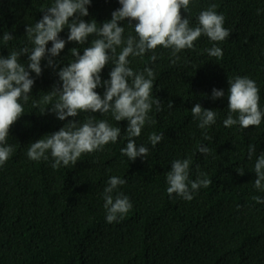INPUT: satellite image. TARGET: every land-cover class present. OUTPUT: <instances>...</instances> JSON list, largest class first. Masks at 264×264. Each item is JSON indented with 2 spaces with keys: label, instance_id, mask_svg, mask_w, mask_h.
<instances>
[{
  "label": "trees",
  "instance_id": "16d2710c",
  "mask_svg": "<svg viewBox=\"0 0 264 264\" xmlns=\"http://www.w3.org/2000/svg\"><path fill=\"white\" fill-rule=\"evenodd\" d=\"M52 3L0 0V38L5 31L14 37L7 44L0 39V55L7 57L12 50L31 47L25 28L40 20L41 10ZM213 3L230 31L228 38L216 42L223 50L222 59L208 55L205 49L214 42L203 35L193 48L178 53L175 64L170 50L159 46L155 62L149 60L151 51L143 58H128L133 70L146 66L154 70L152 96L162 104L159 112L153 105L149 116L154 123H146L135 138L137 145L149 148L146 158L133 161L121 155L127 143V120L117 122L111 113L81 112L68 119L107 120L121 128L117 142L82 154L75 165L67 167L53 169L50 154L47 161H32L26 154L29 144L59 130L67 120L57 119L51 111L40 114L31 107V99L24 105L25 113L8 137L15 151L0 167V264H264V203L253 200L254 196L264 199V191L254 187V163L264 152V119L258 127L223 125L228 114V79L234 76L256 82L264 111V0H190L181 14L195 27L199 13ZM119 7L118 0H92L89 15L82 19L102 24ZM120 24L125 37L135 35L127 20ZM68 32L65 27L60 38L67 41ZM94 38L90 36L84 45L67 42L54 58L56 69L47 66V57L43 59L42 74L31 73L35 80L32 99L39 100L60 83L57 72L72 59V48L82 55ZM20 60L26 65L27 55ZM112 67L111 62L105 66L102 80L110 79ZM213 88L223 90L225 96L213 100ZM95 91L103 96L104 88ZM196 103L217 113L216 123L206 130L198 127L191 114ZM205 131L210 140L204 139ZM152 132L164 137L155 147L148 141ZM249 144L256 145L252 159L248 158ZM200 145L212 150L207 157L198 151ZM186 158L192 160L191 180L199 170L212 181L193 193L191 201L167 193L171 162ZM113 175L127 181L117 191L127 195L133 207L119 222L107 223L102 193Z\"/></svg>",
  "mask_w": 264,
  "mask_h": 264
},
{
  "label": "clouds",
  "instance_id": "9594fccd",
  "mask_svg": "<svg viewBox=\"0 0 264 264\" xmlns=\"http://www.w3.org/2000/svg\"><path fill=\"white\" fill-rule=\"evenodd\" d=\"M120 7L111 13V19L97 24L95 19L86 22L83 17L89 15L88 6L92 0H53L51 6L42 9L43 16L34 24H28L25 35L31 47L24 46L9 52L7 57L0 55V167H2L15 151L8 143L11 127L25 113L24 105L31 99V107L40 114L51 111L61 121L67 123L59 130L44 135L27 148V157L32 161H47L49 154L53 160L51 167L75 165L82 154L102 151L108 143L117 142L121 128L113 126L107 120H96L87 117L83 122L69 120L81 112L111 113L117 121L127 120L125 130L127 143L121 148V155L129 160L137 157L146 158L149 148L137 145L135 138L141 135L146 123H154L149 116L156 106L162 108L159 98L153 99L152 90L155 72L150 67L142 71L130 67L129 57H141L151 51V62L157 60V47L170 50L172 64L179 59L178 53L194 47V42L202 35L206 36L213 46L205 49L210 57L222 59L223 50L216 46L230 36L224 25L223 14H218V5L210 4L197 17L195 27L190 26L189 18L181 14L186 11L190 0H118ZM259 14V10H258ZM128 21L135 35L125 37V27L120 22ZM69 29L67 41L60 38L64 28ZM90 46L71 49L72 59L60 67L57 75L60 83L44 92L39 100L30 95L35 83L31 73L42 74L41 61L47 57V66L57 68L55 57L59 56L67 42L84 45L90 36ZM2 42L7 44L14 37L5 31ZM51 47L48 48V43ZM119 48V52L117 49ZM27 55L25 65L20 57ZM111 62L114 67L109 72L110 79L102 80L101 72ZM227 118L223 120L225 127L239 125L241 128L258 127L264 119V111L260 108L259 88L256 82L247 76L239 75L228 79ZM104 88L103 96L95 89ZM225 96L223 90L213 88L212 99ZM50 105V107H45ZM168 107L172 108L171 101ZM191 114L198 121V127L206 130L216 123L217 113L196 103ZM163 133L152 132L148 141L152 147L163 140ZM204 139L211 137L204 132ZM198 151L207 157L211 149L200 145ZM256 154V145L249 144L248 158ZM191 158L176 159L171 162V169L166 173L167 193H173L182 199L191 201L201 187L207 188L211 183L207 173L197 171L196 178L190 179ZM244 175L243 169L236 170ZM256 179L254 187L264 191V152L260 153L254 163ZM127 181L118 176H110L106 181L102 197L106 210V222H119L132 209L133 205L127 195L117 189ZM257 203H264L260 196H254Z\"/></svg>",
  "mask_w": 264,
  "mask_h": 264
}]
</instances>
